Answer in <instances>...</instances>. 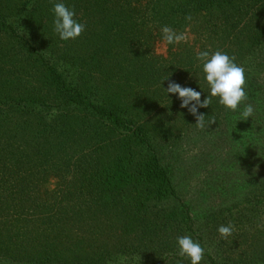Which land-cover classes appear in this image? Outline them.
Masks as SVG:
<instances>
[{
	"label": "rangeland",
	"instance_id": "obj_1",
	"mask_svg": "<svg viewBox=\"0 0 264 264\" xmlns=\"http://www.w3.org/2000/svg\"><path fill=\"white\" fill-rule=\"evenodd\" d=\"M151 1L64 0L86 27L62 41L53 31L55 0H0V15L16 20L23 39L0 29V264H127L130 258L151 264L153 257L178 256L176 238L184 235L161 226L164 214L156 219L132 210L145 195L133 182L107 194L99 207L50 211L56 200L50 192L62 188L63 179L75 186L78 160L83 170L102 167L108 175L136 169L151 149L171 175L178 203L190 209L193 232L186 235L201 240L217 264H264V55L245 70L248 99L235 112L215 99L199 109L204 128L164 91L175 81L202 91L201 100L208 95L198 75L200 51L226 52L242 66L252 43L264 40V0L224 6L225 0H214L194 14L174 15L165 7L152 11ZM165 25L186 33L187 41L166 45ZM51 65L64 86L123 112L149 149L134 143L125 127L58 109L67 94L53 82ZM245 105L253 115L243 120ZM8 153L9 163L2 159ZM15 164L19 174L3 170ZM14 188L24 191L15 200L3 191ZM34 200L40 207L32 211ZM228 224L234 232L222 239L217 228Z\"/></svg>",
	"mask_w": 264,
	"mask_h": 264
},
{
	"label": "trees",
	"instance_id": "obj_2",
	"mask_svg": "<svg viewBox=\"0 0 264 264\" xmlns=\"http://www.w3.org/2000/svg\"><path fill=\"white\" fill-rule=\"evenodd\" d=\"M213 2L216 1L211 0L208 2H196L193 0L187 2L186 4H179L177 0H152L150 4L153 5L152 11L154 12L157 11L160 13V10L165 7L169 8L167 9L168 12H171L174 15V13L177 14L178 11H182V13L185 12L194 14L198 9H205L207 4L210 5ZM28 4L29 3H26L23 8L27 7ZM224 4L228 5L230 2L225 0V2H222L221 5L224 6ZM159 13L157 14L159 15ZM0 29L15 39L23 40L21 38L22 30L17 25L15 19H4L0 15ZM251 46L252 48L248 53V56H246V59L242 62L243 68L248 72L250 68L259 61L260 56L262 54L264 55V40L252 43ZM31 49L34 48L32 47ZM48 69L50 71L51 78H53V82L56 83V85L58 84L57 86L67 94L66 101L59 105L58 109L61 110L63 107L68 106L69 108H74L81 112H85L96 120L109 124L115 130H125L126 128L127 132L131 131V139L134 143H139L142 149H149V144L141 135L139 128H134L135 124L133 122L127 121L123 115V112L117 108H108L103 104L91 100V98L81 90L76 88L70 89L67 86H64V81L62 79L63 77L55 69L54 65H51ZM245 76L247 77L248 74H245ZM127 125L130 127H127ZM9 156L10 154L8 153L5 155V158L2 159L8 161L9 163ZM81 163L82 161L78 160L73 164L75 167V172L73 173L75 175H73L75 181H73V185L75 186L69 185V182L67 183V180L63 179L60 184L62 188H60L58 191L50 192V199L54 201V198H56L54 203L50 204V211L53 214H58L61 212L64 213V211H67V209H69L72 213H76L77 211L79 212L82 210V207H99L103 202L102 200L104 197H107V194L114 195V193H117L119 190L118 186L128 185L133 182V185H138V187H141L145 195L141 202H136L132 205V210L136 212H143L148 216V218L152 217L158 219V217H161L162 214H164V219L167 222H164L161 226L166 228H172L173 226V229L175 228L180 230L179 235H186L187 233L192 234L193 220L191 218L190 209L183 205L181 206L178 203V194L176 192L171 175L166 168L161 166L154 150L151 149L150 152L147 153V156L141 161V164H137L136 169L119 168L115 172L110 171L108 175L107 170L102 167L91 169V172H89V170H83L80 167ZM7 169H13L11 172L17 174L21 172L18 164L10 167L5 166V169L3 168L5 172L9 171ZM128 171L131 172L129 176L126 175ZM3 191L9 193V196L12 199L17 198L24 193L23 188L6 189ZM55 195H58L59 197H55ZM39 198L40 197L38 196L35 200ZM35 200L33 201V207L30 208L32 211L40 207ZM58 201L60 202L57 203ZM164 204L169 206L172 205L169 208L171 211H164L167 207H163ZM173 217H176V219L173 220ZM158 225L160 224H155L154 227ZM198 242H200L204 248L201 240H198ZM177 260L189 264L187 259L183 257L179 259L178 256L173 254V252H171V254H166L162 260H155L153 257L151 264H165L167 262L170 263L171 261L177 262ZM205 261L207 264H217L214 259L206 252H204V257L200 264H205ZM112 262L114 261H104L103 264H117L118 261H116V263ZM126 263L141 264L140 261L133 260V258H130L129 262Z\"/></svg>",
	"mask_w": 264,
	"mask_h": 264
},
{
	"label": "clouds",
	"instance_id": "obj_3",
	"mask_svg": "<svg viewBox=\"0 0 264 264\" xmlns=\"http://www.w3.org/2000/svg\"><path fill=\"white\" fill-rule=\"evenodd\" d=\"M53 31L62 41L76 39L85 30V24L75 19V10L66 5L64 0H55L52 8ZM190 19V17H187ZM160 33L166 45H176L187 41L186 33H178L170 26L160 28ZM199 73L208 87V95L201 100L202 91L192 87L182 86L175 81H169L164 89L167 96L174 94L181 101L180 107L187 108L188 112L195 116V125L204 128L205 114L199 109L208 108L213 99L217 104L235 112L239 105L248 99L245 90L246 76L245 69L236 64L234 59L226 52L216 50L200 51L196 55ZM253 115V107L245 105L240 112L243 120ZM215 121L209 122L212 124ZM217 232L222 239H227L234 232V225H221ZM178 248L177 255L186 258L189 264H200L203 260L205 249L200 242L194 240L191 235L178 236L176 238Z\"/></svg>",
	"mask_w": 264,
	"mask_h": 264
}]
</instances>
